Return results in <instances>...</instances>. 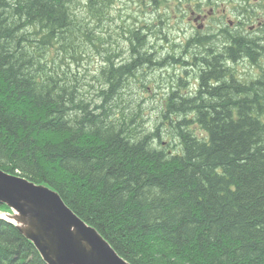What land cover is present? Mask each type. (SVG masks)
Returning <instances> with one entry per match:
<instances>
[{
    "label": "trees",
    "instance_id": "obj_1",
    "mask_svg": "<svg viewBox=\"0 0 264 264\" xmlns=\"http://www.w3.org/2000/svg\"><path fill=\"white\" fill-rule=\"evenodd\" d=\"M86 1L0 0V169L51 186L131 264H264V84L226 82V54L215 65L193 58L207 68L199 93L179 98L178 78L162 82L166 110L151 125L142 104L125 112L126 93L160 56L122 20L116 38L130 41L131 60L116 62L109 54L124 44L106 36L116 16L104 0ZM146 26L156 43L164 24ZM233 42V59L259 48L246 36ZM96 54L106 66L82 75ZM0 264L46 263L0 219Z\"/></svg>",
    "mask_w": 264,
    "mask_h": 264
},
{
    "label": "flooded vegetation",
    "instance_id": "obj_2",
    "mask_svg": "<svg viewBox=\"0 0 264 264\" xmlns=\"http://www.w3.org/2000/svg\"><path fill=\"white\" fill-rule=\"evenodd\" d=\"M120 1L121 3L119 4L114 3L113 7L111 5L110 9L116 11L123 8V5L125 6V4L122 0ZM140 1V4L145 6V14H139L140 16L137 17H135L136 15L133 14L135 15L131 17L133 20H131L129 16L125 15L127 19H123L124 17H122L117 26H121V22L122 20H124L126 30L129 29L128 35L129 33L131 34L134 31L138 32L140 35H143L142 40H144L145 43V50H147L148 53H151L152 56L156 54L159 55L158 53L161 51L160 54L164 58L159 59V63L158 60L154 61L153 64H156L159 68L166 66L169 68L165 70L167 73L171 72V74H169L170 77L168 80L174 81V79L176 78L182 79V76L188 72L189 67V69H191V71L189 70V72L192 73V75L195 76L197 80L196 91L193 96H196L199 93V75L201 72L203 73L204 71H206L207 68L202 66H199V68H197L195 65L192 64V60L193 58H196V61L200 60L201 62L202 59L205 58L201 55H206L208 52H210V47L213 45L215 46L216 43H220L219 53L222 54L218 57L225 56V54L227 55L225 56V63H221L224 67L223 69L226 70V82L230 79L229 82L237 83L239 86L244 87V89L246 90L245 85L236 79L237 73L240 70L249 73L248 69L250 67L256 69L259 68L261 70V65H263L264 63V3L261 4V0H239L240 2L238 1V4H228V9L226 6L223 5V3H220V5H222L221 10L217 8L218 0H163V2L157 1L161 3V11L160 15L156 18H152L151 13L152 10H154L153 5H155L157 2H155L154 0ZM133 3H135V1ZM131 9L132 7L130 6V9L128 8V10ZM227 10L230 12V14L226 13ZM116 17L119 16L116 15ZM139 17L142 19H140ZM148 22L150 26L153 25L155 27L158 25L159 22L164 24L163 30H160L158 32L159 40L161 39L158 44H154L152 41H149L146 37L148 35H152L154 37L157 36L156 32L154 31H146V25ZM176 22L183 23L177 24ZM185 23H189L188 25H190L191 27H188V25H185ZM119 26L117 28H119ZM160 26L163 27V25ZM113 30L117 31L116 28ZM142 30L144 34L141 33ZM122 31L118 30V33H121ZM166 31H170L169 38L172 37L176 41L169 42V44L167 42L168 40L163 42V40H165L164 38L167 36ZM187 34L189 35L186 36ZM210 34H216L215 36L213 35L211 37L213 39L215 37H218V42L215 41L216 39L211 41L207 39V35ZM239 35L243 37L246 36V38H251L257 43L261 42L260 44L258 43L259 48L257 51L255 48H250L248 50V52L251 51L252 57L248 54V52L239 51L240 53L244 54L239 55V52H237L238 56L234 58L235 60L232 58L231 55H233V53H231L232 50L230 47H234V36L238 37ZM228 37H230V39ZM258 37L260 40H257ZM118 40L124 41L123 38H118ZM201 41H203V43H201ZM199 43H201V45H199ZM131 46V43L125 45L124 52L119 51L120 55L114 58L115 61L118 62L122 60H128L131 57ZM162 46L164 48L161 50ZM224 48H228L229 53L225 52ZM192 49L196 50L192 52ZM236 50L237 49H235V51ZM115 51H117V49ZM171 55H173L174 58H171ZM172 59H174L175 61H172ZM216 60H212L214 65L216 63ZM172 65L175 68H171ZM104 66H106L105 61L102 62V68ZM157 67H155V69ZM144 71L145 74L143 73L144 75L141 74V76L147 80L159 79L161 77L160 73L152 74L150 66H145ZM181 79L176 80L177 86L180 85ZM169 87L171 88V86ZM172 90L180 93L179 89L176 87L172 88ZM157 93V91H153L152 94L157 95ZM179 97L183 96L179 95Z\"/></svg>",
    "mask_w": 264,
    "mask_h": 264
},
{
    "label": "water",
    "instance_id": "obj_3",
    "mask_svg": "<svg viewBox=\"0 0 264 264\" xmlns=\"http://www.w3.org/2000/svg\"><path fill=\"white\" fill-rule=\"evenodd\" d=\"M0 203L48 264H131L46 184L0 169Z\"/></svg>",
    "mask_w": 264,
    "mask_h": 264
},
{
    "label": "rangeland",
    "instance_id": "obj_4",
    "mask_svg": "<svg viewBox=\"0 0 264 264\" xmlns=\"http://www.w3.org/2000/svg\"><path fill=\"white\" fill-rule=\"evenodd\" d=\"M83 2L84 1H86V0H82ZM112 1L113 0H104L103 2L104 3H109V4H104V3H102V6H103V8L105 7V11H109L108 9H109V7L112 5ZM238 1L239 0H218V6H217V8L219 9V10H221V8H222V5H220V3H223V5L224 6H226L227 7V9H228V4H238ZM254 1V0H253ZM137 2V3H136ZM194 2V1H193ZM240 2V1H239ZM119 3H121V1H119V0H117L116 1V4H119ZM262 3H264V0H261V4ZM133 4V5H132ZM122 5V4H121ZM71 6H73V7H75V5L74 4H72L71 3ZM130 6L132 7V9L131 10H128V8L130 9ZM126 9H125V8ZM115 9H117V8H115ZM134 9L136 10V11H138L137 12V14H139V11L141 10V8H140V5H139V1L138 0H135V3H132V2H128V4H125V6L123 5V8H121L118 12V16L119 17H116V19H115V23H114V25L112 26V29H108V31L106 32V30H105V32H106V36L108 37V35H109V33H111L112 34V38H113V40H118V38H116V37H119V36H125V33L124 32H121V33H118V31H115V30H113V29H115L116 28V30H117V24H119V21H120V19L122 18V17H124L123 19H127V17L126 16H128V14H125L124 12H126V10H128L129 11V13L131 14V13H134ZM116 12V11H115ZM123 12V13H122ZM121 13V14H120ZM226 13L227 14H230V12L227 10L226 11ZM126 15V16H125ZM102 16H103V14H102ZM135 17H137V16H135ZM140 18V17H139ZM140 19H142V18H140ZM130 20V19H129ZM131 20H133L132 18H131ZM173 22H175V21H173ZM177 24H179V23H183V22H176ZM100 24H102L103 25V23H100ZM174 24V23H173ZM189 23H185V25H188ZM117 26V27H116ZM103 27H104V25H103ZM188 27H191L190 25H188ZM115 31V32H114ZM142 32H143V30H142ZM123 33V34H122ZM189 34H187L186 36H188ZM147 37V39L149 40V41H152L153 43L155 42L151 37H154V36H152V35H148V36H146ZM261 38V37H260ZM217 39H219L218 37L216 38V40H215V38H214V40L215 41H217ZM180 40V39H179ZM178 40V41H179ZM257 40H260L259 39V37L257 38ZM172 41H176L174 38H172V37H170L169 39H168V44H169V42H172ZM218 42V41H217ZM121 43H123L124 44V46L125 45H127V44H129L128 43V41L126 42V41H123V40H121L120 41V44L119 45H121ZM214 43H216V42H214ZM259 43V42H258ZM154 44H157V43H154ZM112 44H109V46H108V48H111L112 46H111ZM107 48V50H108V52L110 53V50L111 49H108ZM210 48H212V50H214L213 52H212V50H210L213 54H214V57H218L219 55H222V54H220L219 53V49H220V43H216V45L214 46H211ZM197 49V48H196ZM196 49H192V52H194ZM52 50V49H51ZM144 50H145V46H144ZM118 51H121V50H118V48H117V51H113V52H111V53H113V54H109L110 56H113V57H116L115 55H116V52H118ZM106 52V51H105ZM211 52H208L206 55H201V56H203V57H207V56H211V58L213 59L214 57H213V55L211 54ZM161 51L158 53L159 54V56L161 57V59H163L164 57L163 56H161ZM102 54H103V51H102ZM97 56H99V55H95V57H92L91 59H89V62H88V60H87V62H85V61H83V64L82 65H80V73H82V75L83 74H87L88 72H92L93 70H94V74H97V67L100 65V63H101V61L103 62L104 60H102L101 58H98ZM210 58V59H211ZM131 60V59H130ZM216 59H213V61H215ZM73 67V68H72ZM77 67H78V65H73L72 66V64H71V66L69 67V68H67V69H69V70H71V71H74V72H76L75 71V69H77ZM64 68L66 69V66H64ZM171 68H175L173 65L171 66ZM241 68V67H240ZM85 69V70H84ZM150 69L152 70V74L154 73V74H157V73H160L161 74V77L159 78V79H156L157 80V82L155 83V81H153V80H150V82H151V84L155 87V88H153L152 87V85L150 84L149 86H151V89H153V91H159V92H163V88H166V89H169L170 87L169 86H164L163 84H162V82H165V84H168L167 83V80L169 79V74H171V72H166L165 70L166 69H169L167 66L166 67H157L156 69H155V67L152 65V66H150ZM79 70V69H78ZM78 70H77V72H78ZM101 70V69H100ZM170 70H172V69H170ZM189 70L191 71V69H189V67H188V72H189ZM248 71H249V73L248 72H245V71H243V70H240L238 73H237V75H236V79L238 80V81H240L241 83H243L244 85H245V87L246 88H248V90H251L253 87H257V88H259V87H261V85H263L264 84V68L263 69H256V68H249L248 69ZM188 72H187V76L189 77V74H188ZM89 76V75H88ZM178 79H181V78H178ZM184 79H186V74H184L183 76H182V79L180 80V85H181V87L180 88H182V90L179 88V91H180V93H182L183 95V98L185 99V98H193L194 96V93H195V91H196V81L194 80L193 81V83H191L190 82V84L188 83V82H186ZM85 80V79H84ZM142 80H146V81H148L147 79H145L144 77H142L141 76V73L140 74H138V76L135 78V80H132V81H134V83H135V85L133 86V87H129V85H128V89H133V91H131L130 90V93L128 94V91H127V93H126V95H127V97H129V98H127V100L125 101V102H129L128 103V105H129V108L128 109H126L127 111H125L126 113H128V114H130L131 112L133 113V112H135L137 109H138V107L136 108V105H137V103H140V104H142L143 106H141V107H139V108H143V111L144 112H141L140 114H143L144 115V118L145 119H143V120H145L146 122L148 121L149 122V124H151V125H154V123H156V119H158L159 117H161V112L162 111H165L166 110V108L163 106V105H161V103H162V99L161 98H158V96L156 95V94H152L153 93V91H148L147 90V88H140L139 89V86H140V83H141V81ZM149 82V81H148ZM160 83L162 84L160 87H158L159 85H160ZM155 89V90H154ZM137 90H138V92H137ZM158 92V93H159ZM157 93V94H158ZM161 96H162V94H161ZM179 97V96H178ZM180 98V97H179ZM137 101V102H136ZM173 101H176V100H173ZM260 106H261V103H260ZM165 109V110H164ZM130 110H132V111H130ZM137 121H140V118L138 117L137 118ZM164 123H166L165 121H164ZM193 123V122H192ZM198 122L194 119V125H197L198 126V124H197ZM198 130V129H197ZM168 139V138H167ZM167 139H165V140H167Z\"/></svg>",
    "mask_w": 264,
    "mask_h": 264
},
{
    "label": "bare ground",
    "instance_id": "obj_5",
    "mask_svg": "<svg viewBox=\"0 0 264 264\" xmlns=\"http://www.w3.org/2000/svg\"><path fill=\"white\" fill-rule=\"evenodd\" d=\"M82 1V0H81ZM116 1L117 0H113L112 1V7H113V4L115 3L116 4ZM120 1V0H119ZM123 1V3L124 4H127L128 2L130 3V2H134L135 0H122ZM87 2V1H86ZM85 2V3H86ZM137 3V2H136ZM141 3V1L139 0V5H140V8H141V10L139 11V14L141 15L142 13L143 14H145V12H144V9H145V6H143L142 4H140ZM133 5V4H132ZM154 6L155 5H153V8H154ZM125 8V7H124ZM126 9V8H125ZM119 10H116V12L114 11V10H109L108 11V14H109V16H113V17H115L116 15H118V12ZM127 12H129L128 10H126V12H124L125 14L127 13ZM137 12L138 11H136L135 9H134V13H136V16H140L139 14H137ZM123 13V12H122ZM121 14V13H120ZM131 14H133V13H131ZM125 22H126V20H125ZM134 22V21H133ZM122 24H123V22H122ZM200 32H203V31H200ZM213 33V32H212ZM183 34H185V33H183ZM214 35V34H213ZM213 35H207V39H209L210 41L211 40H214L211 36H213ZM216 35V34H215ZM214 35V36H215ZM212 38V39H211ZM215 39H216V37H215ZM249 40H250V38H249ZM127 42V41H126ZM160 42V40H158L156 43L158 44ZM164 42V41H163ZM129 43V42H128ZM261 42H259V44H260ZM258 44V45H259ZM250 47V46H249ZM210 50H212V48H210ZM214 50H212V52H213ZM211 52V51H210ZM211 52V53H212ZM212 55L214 56V54L212 53ZM261 60H262V56H261ZM122 61H126V60H122ZM263 62H264V60H263ZM100 65H102V61H101V63H100ZM99 65V66H100ZM117 68V67H116ZM264 68V63H263V65H261V69H263ZM257 69H259V68H257ZM94 71V70H93ZM188 74H189V77L187 76V73H186V79H184L186 82H188L189 84H190V82L191 83H193V81L195 80V81H197L196 80V78H195V76H193L192 75V73H190V72H188ZM150 80H153V81H155V83L157 82V80L156 79H150ZM150 80H148V81H150ZM230 81V79L228 80V82ZM162 84L160 83V85L158 86V87H160ZM164 85V84H163ZM164 90H163V92L161 93V92H159L158 94H157V96H158V98H161L162 100V103H161V105H163V106H165L164 104L165 103H167V101H166V96L167 95H169V93L167 92V89L166 88H163ZM169 89H171V88H169ZM131 91H133V89L131 90ZM161 94H162V96H161ZM166 97V98H165ZM195 126V130L197 131V132H199V133H202V130L200 129V127H199V125L197 126V125H194ZM198 129V130H197ZM207 134V133H206ZM203 138V137H202ZM3 170V169H2ZM7 172V171H6ZM12 174V173H11ZM47 185V184H46ZM49 186V185H48ZM51 187V186H50ZM2 204H4V203H2ZM66 204V203H65ZM5 206H7L6 204H4ZM67 206V205H66ZM0 207H2V206H0ZM8 207V206H7ZM68 207V206H67ZM69 208V207H68ZM10 210H12V209H10L9 207H8V209L7 210H4V208L2 207L1 209H0V219H5V217L7 216V214H5L6 212H8V211H10ZM30 240V239H29ZM31 241V240H30ZM32 243H33V241H31ZM33 245L35 246V244L33 243ZM35 248H36V246H35ZM37 249V248H36ZM38 251V250H37ZM39 252V251H38ZM40 257L42 258V260L46 263V264H48L44 259H43V257L41 256V254H40Z\"/></svg>",
    "mask_w": 264,
    "mask_h": 264
}]
</instances>
